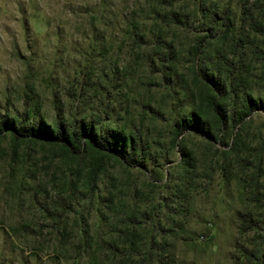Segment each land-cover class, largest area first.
Segmentation results:
<instances>
[{"label": "rangeland", "instance_id": "obj_1", "mask_svg": "<svg viewBox=\"0 0 264 264\" xmlns=\"http://www.w3.org/2000/svg\"><path fill=\"white\" fill-rule=\"evenodd\" d=\"M253 2L0 0V115L15 117L27 111L32 118L50 123L58 115L100 114L104 123L126 131L139 128L156 156L147 160L146 172L136 168L126 174L117 165L109 168L108 177L98 185L101 200L81 206L53 186L62 170L57 153L20 145L19 151L29 155L25 161L20 155L11 160L13 143L7 135L0 137V264H118L121 245L115 256L108 244L117 235L105 220L111 178L121 184L128 179L122 191L129 203L134 201V186L150 192L142 206L154 207L152 221L143 226L164 244L162 255L173 264H248L242 252L253 248L255 233L238 234L237 214L250 210L256 217L264 207L258 209L250 200L249 178L234 164L228 176L216 168L209 182L164 177L179 158L170 147V124L180 112L190 110L192 96L181 91L174 76L164 88L151 64L155 41L161 37L174 47L178 72L186 75L192 93H197L200 84L187 70L184 51L206 35L210 21L199 11L200 3L216 11L228 8L232 29L246 33L241 9ZM168 13L179 15L182 23H165ZM134 33L142 36V46L136 47ZM253 42L250 39L249 45ZM251 65L252 72L260 75V64ZM258 83L253 91L264 98V78ZM148 105L162 118L151 117L144 108ZM247 140L252 147L261 141L264 148L263 113H253ZM185 141L196 160V172L201 173L212 148L194 134L185 135ZM51 157L56 161L49 162ZM30 163L34 173L25 176ZM150 171L161 181L155 188H143ZM261 185L262 177L254 191ZM68 205L70 210L57 218L55 207ZM125 264L139 263L131 254Z\"/></svg>", "mask_w": 264, "mask_h": 264}, {"label": "trees", "instance_id": "obj_2", "mask_svg": "<svg viewBox=\"0 0 264 264\" xmlns=\"http://www.w3.org/2000/svg\"><path fill=\"white\" fill-rule=\"evenodd\" d=\"M199 11L210 21L206 35L194 39L184 51L187 70L192 73L194 82L200 84L197 93H192L186 75L178 72L177 52L172 44L158 37L154 45L156 57L151 69L157 68L155 72L160 73L161 84L164 88L170 86L174 76L181 91L192 96L190 110L180 112L170 124V147L176 150L179 158L173 170L164 173V177L169 181L177 176L175 179L182 182L183 177L189 176L209 182L216 168L228 176L229 167L234 164L242 176L249 178L248 183L252 186L249 198L261 209L264 207V185L256 191L253 185L257 188L260 178L264 180V148L261 141L252 147L247 137L253 113L264 114V98L253 91L254 85L259 86L258 81L264 78V0H254L250 7L242 6L241 22L247 27L246 33L232 29L228 8L216 11L200 3ZM163 20L167 24L182 23L175 13L166 14ZM250 39L255 40L251 45ZM133 41L136 47L144 44L138 33H134ZM224 43H227L226 50L222 47ZM253 63L260 64V75L252 72ZM144 108L149 110L151 117L162 118L160 111L149 105ZM31 116L27 111L15 117L0 115V137L7 135L13 143L11 160L20 155L25 161L29 155L19 151L20 145L39 146L41 150L47 148V152L57 153L55 158L62 170L53 186L67 192L77 205L101 200L98 185L108 177L109 168L117 165L126 174L136 168L146 172L147 160L156 159L149 150L146 135L139 128L126 131L124 127L104 123L100 114L89 118L58 115L50 123ZM188 134L199 136L212 148V155L203 161L201 173L196 172V160L186 146L185 135ZM52 157L49 162L56 161ZM27 168L25 176L34 173L31 163ZM148 178L146 184L143 182V188H155L161 181V177L152 171ZM128 182L126 179L124 183ZM124 183L111 178L108 184L113 191L104 202L109 210L105 220L110 223L111 232L117 235L108 244L115 256L121 245L118 264H125L131 254L137 257L139 264H173V260L162 255L164 244L143 226L152 221L154 207L142 206L148 202L145 197L150 192L145 193L144 189L134 186V201L129 203L128 194L122 191ZM55 208L56 217L61 218L71 207ZM237 221L239 235L255 233L253 248L245 249L243 258L248 264H264V210L256 217L250 210L238 213Z\"/></svg>", "mask_w": 264, "mask_h": 264}]
</instances>
